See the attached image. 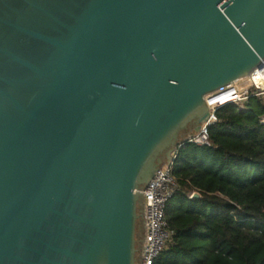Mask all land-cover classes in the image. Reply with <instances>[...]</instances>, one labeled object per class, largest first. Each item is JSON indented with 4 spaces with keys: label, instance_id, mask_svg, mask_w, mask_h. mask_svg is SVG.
<instances>
[{
    "label": "water",
    "instance_id": "water-1",
    "mask_svg": "<svg viewBox=\"0 0 264 264\" xmlns=\"http://www.w3.org/2000/svg\"><path fill=\"white\" fill-rule=\"evenodd\" d=\"M263 62L264 0H0V264H140L142 192Z\"/></svg>",
    "mask_w": 264,
    "mask_h": 264
},
{
    "label": "trees",
    "instance_id": "trees-1",
    "mask_svg": "<svg viewBox=\"0 0 264 264\" xmlns=\"http://www.w3.org/2000/svg\"><path fill=\"white\" fill-rule=\"evenodd\" d=\"M216 115L208 146L177 151L178 188L165 209L173 235L155 264H264V103Z\"/></svg>",
    "mask_w": 264,
    "mask_h": 264
},
{
    "label": "built area",
    "instance_id": "built-area-1",
    "mask_svg": "<svg viewBox=\"0 0 264 264\" xmlns=\"http://www.w3.org/2000/svg\"><path fill=\"white\" fill-rule=\"evenodd\" d=\"M250 98L261 100L264 103V62L260 68L254 69L247 77L206 95L205 99L210 100L213 104L208 120L203 123L197 133L186 136L180 145L188 143L208 146V127L218 121L216 115L218 109L226 105L242 108ZM226 101L229 102L225 103ZM262 121L264 122V119ZM178 149L173 153V161ZM173 161L166 165L165 169L158 170L142 192L149 204V246L146 248L140 264H155V260L167 249L172 239L173 234L167 228L165 220V209L169 199L178 188L172 176ZM194 194L192 193L190 197Z\"/></svg>",
    "mask_w": 264,
    "mask_h": 264
},
{
    "label": "bare ground",
    "instance_id": "bare-ground-1",
    "mask_svg": "<svg viewBox=\"0 0 264 264\" xmlns=\"http://www.w3.org/2000/svg\"><path fill=\"white\" fill-rule=\"evenodd\" d=\"M228 91H230V90H228ZM227 92V91H226ZM227 102H229V101H226L225 103H227ZM215 103H217V102H215ZM224 104V103H223Z\"/></svg>",
    "mask_w": 264,
    "mask_h": 264
}]
</instances>
